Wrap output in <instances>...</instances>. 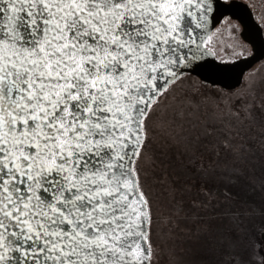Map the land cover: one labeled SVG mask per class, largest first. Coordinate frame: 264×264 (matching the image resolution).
Masks as SVG:
<instances>
[{"label": "snow or ice", "instance_id": "snow-or-ice-1", "mask_svg": "<svg viewBox=\"0 0 264 264\" xmlns=\"http://www.w3.org/2000/svg\"><path fill=\"white\" fill-rule=\"evenodd\" d=\"M219 7L0 0V264H264V88L190 86Z\"/></svg>", "mask_w": 264, "mask_h": 264}, {"label": "water", "instance_id": "water-1", "mask_svg": "<svg viewBox=\"0 0 264 264\" xmlns=\"http://www.w3.org/2000/svg\"><path fill=\"white\" fill-rule=\"evenodd\" d=\"M226 16L238 20L241 24L240 34L251 45L252 52L225 61L218 59L216 55L210 56L201 70L203 74L193 75L205 83L232 90L241 85L247 71L264 59V30L251 6L244 0H220L216 26Z\"/></svg>", "mask_w": 264, "mask_h": 264}, {"label": "trees", "instance_id": "trees-1", "mask_svg": "<svg viewBox=\"0 0 264 264\" xmlns=\"http://www.w3.org/2000/svg\"><path fill=\"white\" fill-rule=\"evenodd\" d=\"M241 24L238 20L226 16L222 21L215 27V34L213 39V47L216 48V56L221 60H232L243 55H247L251 52V47L248 42L240 35ZM239 44L241 47L237 48L234 45ZM225 52H232L235 55L229 57L225 55ZM242 53V54H241ZM253 67L250 71H254ZM249 71V72H250ZM193 78H197L193 75ZM239 192L240 197L244 198H257L258 193L253 192L251 186L248 184L241 183L236 189Z\"/></svg>", "mask_w": 264, "mask_h": 264}, {"label": "rangeland", "instance_id": "rangeland-1", "mask_svg": "<svg viewBox=\"0 0 264 264\" xmlns=\"http://www.w3.org/2000/svg\"><path fill=\"white\" fill-rule=\"evenodd\" d=\"M245 2L249 3L250 6L252 7L254 14L257 18V20L261 23V25L263 26V30H264V0H244ZM255 70L254 71H250L248 73H246L244 80L242 82V84L240 85V87L234 89V90H240L243 87V83L248 81L250 78L255 79L257 82L258 87L264 88V60L257 63L255 65ZM207 85L209 88L211 87H216L225 91H233V90H228L225 89L223 87L217 86V85H211L209 83H205L203 81H201L198 78H193V84L190 85L191 87H203L204 85ZM229 159L228 156L223 155L222 156V160H227ZM244 184H247L246 182H243ZM161 200L162 202L165 204V210H167V208L169 207L168 205V201H167V196H161ZM168 260H169V255L167 250H165L160 258L159 264H168Z\"/></svg>", "mask_w": 264, "mask_h": 264}]
</instances>
